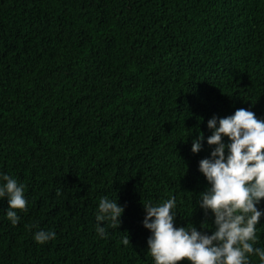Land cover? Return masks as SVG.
I'll return each instance as SVG.
<instances>
[{
	"label": "trees",
	"instance_id": "16d2710c",
	"mask_svg": "<svg viewBox=\"0 0 264 264\" xmlns=\"http://www.w3.org/2000/svg\"><path fill=\"white\" fill-rule=\"evenodd\" d=\"M239 108L264 120V0H0V177L28 202L13 226L0 198V264H154L143 205L173 196L211 235L207 122ZM105 196L124 211L102 238Z\"/></svg>",
	"mask_w": 264,
	"mask_h": 264
},
{
	"label": "clouds",
	"instance_id": "9594fccd",
	"mask_svg": "<svg viewBox=\"0 0 264 264\" xmlns=\"http://www.w3.org/2000/svg\"><path fill=\"white\" fill-rule=\"evenodd\" d=\"M218 123V126H217ZM212 134L208 145H215L210 158L199 162V171L210 187L200 194L199 206L214 214L216 230L202 234L195 227H177L174 224L175 197L153 206L143 205L146 215L143 226L150 230L147 240L148 251L154 264H250L249 257L255 255L264 264V248H256L258 242L256 226L264 213L257 205L264 200V120L245 108L220 118L213 117L207 122ZM223 137L230 143L225 145ZM202 133L193 141L191 151L201 149ZM227 155L225 156V149ZM5 183L0 185V198L7 197V219L13 226L20 217L18 211L27 210L24 185L15 178L3 175ZM124 209L116 200L102 197L96 214V232L102 238L107 235L100 223L117 229ZM56 238L55 232L37 231L34 240L38 244ZM124 246L130 244L128 235L122 238Z\"/></svg>",
	"mask_w": 264,
	"mask_h": 264
}]
</instances>
